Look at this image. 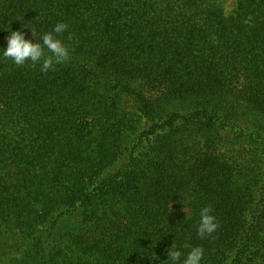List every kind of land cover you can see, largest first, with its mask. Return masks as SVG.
<instances>
[{
	"label": "trees",
	"instance_id": "1",
	"mask_svg": "<svg viewBox=\"0 0 264 264\" xmlns=\"http://www.w3.org/2000/svg\"><path fill=\"white\" fill-rule=\"evenodd\" d=\"M58 22L0 58V264H264V0H0V47Z\"/></svg>",
	"mask_w": 264,
	"mask_h": 264
},
{
	"label": "clouds",
	"instance_id": "2",
	"mask_svg": "<svg viewBox=\"0 0 264 264\" xmlns=\"http://www.w3.org/2000/svg\"><path fill=\"white\" fill-rule=\"evenodd\" d=\"M27 28V27H23ZM29 29V28H27ZM32 39L26 38L21 30L10 29L5 37V46L0 47V58L11 59L16 66H23L27 61L33 65L39 64L41 72L47 73L54 65L61 64L70 59L69 48L58 37L68 31V25L63 22L56 23L52 30L45 32L37 40L34 29H29ZM35 40V42H33ZM47 50V53L45 52ZM219 227L216 217L210 207L200 211L197 235L201 238L211 236ZM188 247V246H185ZM166 264H202L204 249L199 246L189 247L184 254L174 244L167 250ZM183 256V259H182ZM158 259V257H156Z\"/></svg>",
	"mask_w": 264,
	"mask_h": 264
}]
</instances>
